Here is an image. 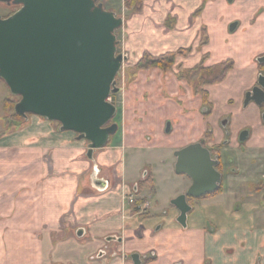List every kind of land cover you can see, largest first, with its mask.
<instances>
[{
	"label": "crops",
	"instance_id": "obj_1",
	"mask_svg": "<svg viewBox=\"0 0 264 264\" xmlns=\"http://www.w3.org/2000/svg\"><path fill=\"white\" fill-rule=\"evenodd\" d=\"M115 6V0H107L108 10L114 11ZM200 7L202 14L194 15ZM169 17L173 18V24L167 21ZM233 23L237 26L231 30ZM127 24L134 45L130 51L135 55L196 47L201 29L208 30L209 43L202 46V52H194L196 62L201 55L203 59L208 54L205 67L225 60H233L235 65L226 79L207 86L214 110L210 116L202 115L199 135L203 138L210 126L213 139L209 145L219 144L225 136L219 121L231 115L232 142L239 163L248 167L252 160H257L260 164L257 172L262 173V110L255 103L247 109L243 103L246 91L258 80L257 59L264 55V0H145L143 11ZM186 67L193 68L189 61ZM7 91L6 82L0 78V264H130L122 258L90 261V256L112 235L123 237L124 252L156 247L160 259L155 264H172L178 259H183L184 264H204L205 259H210L208 264H255L259 255L264 258V228H257L255 214L247 216V210H255V204L245 206L247 215L230 212L226 207L213 208L207 216L219 226L214 234L207 233L202 225L201 206L192 215L188 230L175 223L177 211H173L164 228L155 235L150 232L156 220L144 223L126 207L124 196L147 168H143L140 177L129 181L124 149L147 145L153 137L175 133L173 124L171 131H166L169 119L156 123L142 122L135 114L125 118L114 142L96 152V166L104 170L103 176L98 175L97 187L91 180V175H96L93 164L96 160L90 159L87 152V160L77 159L80 151L70 140L71 131L57 130L51 121L37 115H30L23 127L6 130ZM155 117L164 119L167 115L161 112ZM243 128L252 130L244 152L237 148L235 140ZM120 137L121 142L116 143ZM190 138L183 135L175 145L177 150L189 145ZM47 155L55 160L50 167ZM69 155H77L76 160L68 162ZM65 164L72 171L66 178L59 172ZM15 174L21 179L18 183L14 182ZM81 175L86 179H81ZM36 181L40 193L37 207L32 209L31 202L36 196L31 197L29 187ZM64 186L69 188L65 197ZM25 187L28 194L16 198V191ZM16 199L22 203L18 209ZM68 202L69 208L64 209ZM140 227L149 234L145 242L135 238ZM228 249L232 250L230 254Z\"/></svg>",
	"mask_w": 264,
	"mask_h": 264
},
{
	"label": "water",
	"instance_id": "obj_2",
	"mask_svg": "<svg viewBox=\"0 0 264 264\" xmlns=\"http://www.w3.org/2000/svg\"><path fill=\"white\" fill-rule=\"evenodd\" d=\"M2 1L19 6L8 16L0 13V78L20 97L15 112L25 121L37 115L59 122L60 131L77 133L78 140L88 141L87 155L95 161V150L106 147L120 128L113 121L118 107L109 98L121 91L117 75L126 57L118 53L117 31L124 18L100 0ZM258 62L264 64V55ZM251 103L264 105L263 73L246 93L245 107ZM171 129L169 121L166 131ZM246 135L244 131L240 140ZM175 156L176 172L193 179L188 195L217 189L216 160L202 142L178 149ZM172 203L186 225L191 210L186 194Z\"/></svg>",
	"mask_w": 264,
	"mask_h": 264
},
{
	"label": "rangeland",
	"instance_id": "obj_3",
	"mask_svg": "<svg viewBox=\"0 0 264 264\" xmlns=\"http://www.w3.org/2000/svg\"><path fill=\"white\" fill-rule=\"evenodd\" d=\"M100 1L104 6H107V0ZM127 2V0H115L116 6L113 7L114 12H116L118 16L124 18V24L118 29L117 36L120 41L118 44V53H122L126 57V60H124L122 68L117 75V86L120 87L121 91L117 94H112L110 100L118 107V112L113 121L118 122L120 128H122L121 125L125 118H130L131 114H135L137 119L142 122L155 121L158 123L159 121L165 122L169 119L167 121H170L171 125H175V133L165 134V137H153L148 141L149 143L147 145L124 149L123 160L126 169L128 170L127 178L129 181L135 180L137 176L140 177L144 167L151 173L154 181V188L151 190L148 185L143 182L141 190L142 194L145 196H151L150 203L152 205L153 213L157 212L161 215L164 210L172 209L173 205L171 200L178 194L186 191L190 186L189 177L187 175L177 174L175 172V164L177 161L175 156L177 148L175 145L181 138H183V135H190L191 143L202 142V135L199 134H202V115H204V113H202L203 88L199 82L201 81L202 74L204 75L206 73V71H202V62H204L205 67V63L208 60V54L204 55L203 59L201 55L200 59L196 62L197 59L194 52H202V40L208 34V30L206 28H203V30L201 29L200 40L196 47L193 45L186 48L182 47L176 51L165 52L162 54H153L145 51L141 55H135L130 51L134 45H132V33L131 31H128L127 22L143 11L145 0H143L140 7H137V5H129L128 7ZM17 8H19V6L8 4L0 0V13L3 16L10 15L11 12H14ZM201 14L202 7H200L194 15L198 16ZM172 19V17L168 18L167 21L169 24L172 23ZM186 49H190L191 51L181 54L178 53L175 56L173 67L169 71H164L160 67L146 68L141 66V62L148 55L159 57L166 53H177L180 50ZM188 61L192 64L193 68L186 67ZM227 61L228 60H225L222 63H227ZM194 68L196 69L189 74L188 71H192ZM206 88L207 85L205 86L204 91ZM7 96L8 98L5 101V114L11 115L13 109L11 110L10 108H7L6 102L8 99H12L17 103L20 100V97L13 95L9 87ZM246 108L248 109V107ZM246 108L243 110H247ZM141 110L143 111L142 113ZM158 110L165 112L167 117L164 119H155V116L161 114ZM50 123L54 128L60 130L59 122ZM23 125L21 127H23ZM68 135L72 136L70 140L74 142V146L79 147L80 151L78 157L77 155H69L68 162L71 159L76 160V157L78 160H87L86 152L88 150V141L85 139L78 140V134L75 132H69ZM114 139L115 136L111 137L110 142H114ZM117 142H121V137L117 139L116 143ZM102 149L104 148L96 149L94 153ZM231 155L237 158L236 148L232 147ZM53 161L55 160L52 159L51 155H47V166ZM254 161L256 160H252V163H254ZM134 164L137 165L136 169L132 168L134 167ZM68 167L69 166L65 164L63 165V170L59 171L63 173L65 178L72 172ZM16 174L14 182L18 183L21 179H19ZM81 179L84 180L86 178L81 175ZM249 188L252 189V187ZM25 189L26 187L21 188L19 191L17 190L15 193L16 198L19 196L21 198L23 194H28V191ZM29 189L31 197L36 196L31 202V208L36 209L38 194L40 193V185L38 181L32 183ZM68 190L69 188L64 189V192L62 193L63 197H65V192L68 193ZM261 195H264V191ZM255 196L259 198V196ZM219 197L220 195L218 194L215 198L210 197L201 200L202 222L209 225L212 229H215V225L212 224L206 216L211 210H213L215 199L223 202V197ZM261 203L264 204V199H261ZM15 204V209H18L19 205L22 203L17 202L16 199ZM63 207L64 209L69 208V202L64 204ZM212 247L214 248V245Z\"/></svg>",
	"mask_w": 264,
	"mask_h": 264
},
{
	"label": "flooded vegetation",
	"instance_id": "obj_4",
	"mask_svg": "<svg viewBox=\"0 0 264 264\" xmlns=\"http://www.w3.org/2000/svg\"><path fill=\"white\" fill-rule=\"evenodd\" d=\"M258 64L260 69L259 75L261 73L264 74V68H260L261 64L259 62ZM257 84L258 80L253 85V87ZM253 87H251L249 90H251ZM249 90H247L246 93ZM246 93L244 101L246 99ZM259 108L262 110L263 119L264 105ZM213 110V105L210 101V94L209 102L207 103L204 102V98L202 95V113H204V116H210ZM224 121L225 123H223ZM219 125L221 126L225 134L224 139L219 144L209 145V142L213 139V129L210 126L205 136L202 138V144L210 149L212 158L216 160L215 168L217 172L220 173V181L217 183V189L208 191L200 197L188 195V191L193 185V179L189 175L185 174L189 177L190 186L186 191L178 194L173 198L175 199L182 194H186L187 202L191 206V210L187 213L186 225L182 224L178 220L181 215V211L176 205L172 203L173 199L171 200V203L173 205L172 209L164 210L163 214L161 215H159L157 212L153 213L152 205L150 203L151 196H145L144 194H142L141 190V185L143 182L146 183L151 190L154 188L153 177L148 169L138 182L130 185V193L124 196L126 207L130 210L131 213L139 215L144 223L156 220V223L153 227L154 229L150 232L151 235L157 234L160 229L164 228L165 220L168 219V217L172 216L173 211H177L175 223L181 229H184L185 231L188 230V228L190 227V220L192 215L198 211V206L202 207L201 200L210 197L215 198L218 194L220 195V197H223V202L215 199L213 208L219 207L222 210V208L226 207L230 212H241L244 213V215L248 214L247 216H249L251 213L253 214V216L255 214V224L256 226H258L257 228H264V204L261 203V199H264V195H261V193L264 191V168L262 169L263 174L261 172H257L260 170L258 169L260 164L257 160L248 167H242L239 163V156L237 155V158H235L236 154L235 156L231 155L232 147H234V142H232L234 137L232 135L231 115L223 116L219 121ZM244 131H247V135L246 139L242 141L240 140V138ZM251 135L252 130L250 128H243L241 131H239L237 137H235L237 148L244 152L247 149L246 143L248 142ZM95 155L96 153H94V158L96 161L93 162V164H95L96 166V164L98 165V163L97 156ZM94 172L96 173V175L94 176V174H92L91 180L94 185L97 186L96 183L99 180L98 175L103 176L104 170L102 167L96 166ZM249 187H252V189H250ZM255 195L259 196V198ZM130 197H133L132 201L129 200ZM250 203L255 204L256 208L252 211L247 210L249 212L246 214L245 206L247 208V205H249ZM227 217H230V215ZM206 218H208L209 221L215 225V229L210 228L209 225L202 222V225L205 226L204 229L209 234L216 233L219 230L218 224L208 216H206ZM135 238L139 242H145L149 238V234L146 233L144 227H140L135 233ZM108 242H112L111 244L114 245L111 246V244ZM108 242L106 241L101 249H98L94 254L90 256V261L97 262L104 259L113 260L116 258H122L124 261L130 264H155L160 259V255L158 254L156 247H150L145 251L133 250L130 252H124L121 250V245L125 243L123 237L112 235L110 239H108ZM231 252L232 250L228 249V254H230ZM209 261L210 259H205L204 264H208ZM172 264H184V260L178 259L175 260ZM255 264H264V258L262 255H259L257 257Z\"/></svg>",
	"mask_w": 264,
	"mask_h": 264
},
{
	"label": "trees",
	"instance_id": "obj_5",
	"mask_svg": "<svg viewBox=\"0 0 264 264\" xmlns=\"http://www.w3.org/2000/svg\"><path fill=\"white\" fill-rule=\"evenodd\" d=\"M127 1H128L127 2L128 7L129 5L130 6L137 5V7H140L141 4L143 3V0H127ZM208 43H209V36L207 34L205 38L202 40V46H205ZM190 51H191L190 49L180 50L177 53H166L159 57H152L151 55L150 56L148 55L141 62L142 63L141 66L146 67V68L160 67L164 71H169L172 69L174 61H175V56L178 53L181 54V53L190 52ZM234 65L235 64L233 60H228L227 63H219L212 67L206 68L204 67V62H202V71H206V73L204 75L202 74L201 81L199 83L203 88L202 93H203L204 102L206 103L209 102V92L206 89L204 91V87L209 84L219 83L223 81L224 79H226L230 71L233 70ZM261 67L264 68V64H261L260 68ZM195 69L196 68H194L192 71H188V73L191 74ZM15 105L16 103L12 99H8L6 102L7 108H10L11 110L13 109L12 111L13 113L6 117V125H7L6 130L7 131L13 128H19L25 123L24 117H22L21 115L15 112Z\"/></svg>",
	"mask_w": 264,
	"mask_h": 264
},
{
	"label": "built area",
	"instance_id": "obj_6",
	"mask_svg": "<svg viewBox=\"0 0 264 264\" xmlns=\"http://www.w3.org/2000/svg\"><path fill=\"white\" fill-rule=\"evenodd\" d=\"M110 100H111V98H110ZM129 200H131V201H132V200H133V197H130V199H129Z\"/></svg>",
	"mask_w": 264,
	"mask_h": 264
}]
</instances>
